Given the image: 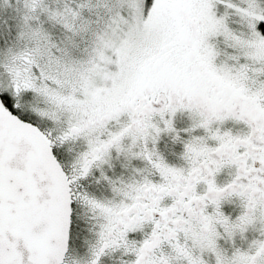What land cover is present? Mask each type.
I'll return each mask as SVG.
<instances>
[{"label": "snow or ice", "instance_id": "obj_1", "mask_svg": "<svg viewBox=\"0 0 264 264\" xmlns=\"http://www.w3.org/2000/svg\"><path fill=\"white\" fill-rule=\"evenodd\" d=\"M0 264H264V0H0Z\"/></svg>", "mask_w": 264, "mask_h": 264}]
</instances>
